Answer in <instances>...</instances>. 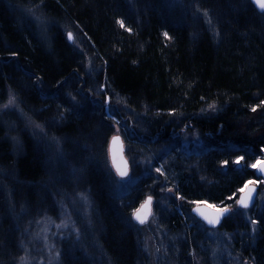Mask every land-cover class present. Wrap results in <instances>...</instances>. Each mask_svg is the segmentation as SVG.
<instances>
[{
	"label": "trees",
	"instance_id": "16d2710c",
	"mask_svg": "<svg viewBox=\"0 0 264 264\" xmlns=\"http://www.w3.org/2000/svg\"><path fill=\"white\" fill-rule=\"evenodd\" d=\"M18 7L47 20L46 44ZM8 91L43 136L12 111L0 115V264L21 257L22 224L55 216L58 192L73 190L90 205L82 237L75 249L61 246L59 264H150L130 213L163 181L179 196L158 218L173 236L164 261L197 264L203 238L191 205L230 209L259 180L251 167L264 153V11L249 0H0V105ZM105 97L127 143L153 153L163 172L137 177L131 165L137 180L120 196L99 159L111 134ZM186 127L206 139L200 152L181 148ZM243 210L218 229L243 258L264 264V200L246 209L250 220Z\"/></svg>",
	"mask_w": 264,
	"mask_h": 264
},
{
	"label": "rangeland",
	"instance_id": "374dc122",
	"mask_svg": "<svg viewBox=\"0 0 264 264\" xmlns=\"http://www.w3.org/2000/svg\"><path fill=\"white\" fill-rule=\"evenodd\" d=\"M16 12L21 14L23 17L29 18L34 23L40 40L46 44L48 41L46 35L47 33L45 32L47 20L44 19L34 8L18 7L16 9ZM62 32L66 36V34L70 32V30L62 28ZM84 74H87V72ZM84 76L89 78V76ZM72 85L73 84L70 83V85H68L67 87L70 89L72 88ZM10 92L11 91H8L7 99L3 104L7 103ZM73 93L74 92H71V94L69 95L67 94L66 98L73 105L80 106L81 101L75 98L77 92L74 94ZM104 99L105 103L103 113L105 115V118L109 119L112 122L108 121L105 124L106 132H111V134L109 135V137L107 136L105 138V144L103 145V147L101 145L99 146V159L101 160L100 163H102L101 165L104 168L102 169L104 171L110 170V172L114 176L115 180L112 183V187L115 190V193L119 194L120 196L124 195L130 188L133 187L137 178L132 177L130 171L127 177L118 178L112 171L107 157V144L112 136L118 135L121 137L124 143V153L128 160L129 167L131 165L133 166V171L135 175H137V177H144L145 175H148L150 173H159L157 169L153 167V153L149 151L147 152L143 148L132 146L127 143L125 133L122 132L117 119L110 115L111 111L107 107L106 102L111 103V101L107 97H105ZM17 103L18 107L3 108V104L0 105V115L5 111L14 112L17 116H19V118L24 122L25 126L35 136L42 137L43 129L41 125L37 123L34 119H32L30 116L23 113L19 105L18 99ZM94 106L99 107V103ZM36 125H39L40 127L38 128L36 127ZM180 135L181 136L178 142L181 148H184L186 150L189 149L194 153L200 152L203 142H206V139L200 133L190 127L182 128ZM47 142L50 144L51 147L56 146L53 140H47ZM260 160L261 159L256 160L254 164H257ZM161 168L162 167H158V169ZM251 168L254 169L253 167ZM250 181H254V183H249ZM248 184H254L257 186L259 194H257L255 201L261 203L264 200V182L260 179H252L248 180L245 183V185ZM243 188L241 189V191L243 190ZM169 189H171V191H169ZM149 190H152L153 194L144 196L141 202L131 211L130 219L137 227H139V231L141 233V237L143 239L145 247L144 249L146 250L150 258V264H165L166 261H164V258L167 255V245L168 243L173 241V236L170 235L168 231H166L160 226L158 218L165 212L164 210L167 208V205L171 203V201L174 200L175 203L179 201V196H176L175 190L173 188H170V186L165 181L152 186L151 188H149ZM73 191H71L70 193H64L63 191L58 192L59 199H56L55 201V216L45 214L39 219H34L35 221L22 224L25 240L21 241V257H23L24 260H21L20 257L18 259L17 264H59L61 251L60 248L61 246H63L64 243L70 242L71 244L68 243L70 244V249H75L76 242L79 240L80 237H82V229L80 227V224L84 223L87 220L85 218L88 213L90 201L87 194H85L83 191L77 193ZM147 197H151V215L144 224L137 225L132 220V214ZM236 202L237 199L235 203ZM198 204H205L213 209L224 208L214 206L208 202H199L191 205L189 209V214L191 216H193L191 214V209ZM236 209H239L237 205L235 207H230V212H233ZM248 211L249 210L244 209L242 213L244 219L246 220H250L248 216L249 213H247ZM193 218L195 219V221L192 224L198 230L199 234L202 233L201 238H203L205 242V244L203 240L202 242H199V255H197L196 253L193 254V257H195V263L251 264L248 260L243 258L237 251H235V246L234 244H231V240L227 233H224L223 231L219 230L218 227L207 228L194 216ZM58 225H60V227H57ZM252 230L254 229H252L251 227V231ZM166 264H169V262Z\"/></svg>",
	"mask_w": 264,
	"mask_h": 264
},
{
	"label": "water",
	"instance_id": "95a60500",
	"mask_svg": "<svg viewBox=\"0 0 264 264\" xmlns=\"http://www.w3.org/2000/svg\"><path fill=\"white\" fill-rule=\"evenodd\" d=\"M250 3L253 5V7L255 8V10L258 13H262L264 10H262L258 4L256 3V0H249ZM66 39L69 43L72 42V40L70 41L68 39V33L66 34ZM115 138V139H114ZM107 157H108V161H109V165L112 169V171L114 172V174L118 177V178H125L129 175V171H130V167H129V163L128 160L125 156L124 153V143L121 139L120 136L118 135H114L112 136L107 144ZM260 163L256 164L257 167H255L253 169V172L255 174V176L260 179L261 181L264 182V171L260 170V167L262 164H264V153L262 155V159L259 161ZM239 167V166H238ZM124 172L126 173L125 175H121L120 173ZM247 186V187H246ZM244 186L243 191H240L238 197H237V202L236 205L238 208L240 209H250L257 197L258 194V188L256 185L254 184H248ZM249 192L251 193V198L249 200V206L247 208H244L241 206V204L239 203V201L241 200V198L247 197L249 195ZM149 197H147L137 208L136 210L133 212L132 214V220L137 224V225H142L141 223H139L135 218H134V213L137 210H141L142 205L145 204V202L148 200ZM151 204L148 206L147 209L143 210L147 212L146 215V220L145 222L148 220V218L151 215ZM219 210L220 209H213L210 208L209 206L205 205V204H198L195 205L192 209H191V214L200 222H202L207 228H217L218 226L221 225V223L223 222L224 218L230 213V209L228 210V212H225L223 215H220V218L218 220L217 223L210 224L208 222L209 219H214L216 216L219 215ZM144 224V223H143Z\"/></svg>",
	"mask_w": 264,
	"mask_h": 264
},
{
	"label": "snow or ice",
	"instance_id": "6c2138e0",
	"mask_svg": "<svg viewBox=\"0 0 264 264\" xmlns=\"http://www.w3.org/2000/svg\"><path fill=\"white\" fill-rule=\"evenodd\" d=\"M256 3L258 4V6L264 10V0H256ZM205 15H207V13H205ZM39 19V18H38ZM121 27H124V24L123 22L121 21H117ZM165 37L167 38V33H165ZM68 39L71 41L73 40V34L72 32H68ZM3 108H9V107H18V103H17V97L15 96L14 93H9V97H8V100H7V103L3 104L2 105ZM210 107H213L210 105ZM253 111H255V108H253ZM36 127H40L39 125H36ZM115 139V138H114ZM240 159L241 158H238L235 163L239 164L240 162ZM260 162L258 161V164ZM224 164H227V161L224 162ZM253 168L257 167L256 164L252 165ZM260 170L261 171H264V164L261 165L260 167ZM158 172H160L161 175H163V172L161 169H157ZM122 176L125 175L126 173L124 172H121L120 173ZM249 183H254V181H250ZM247 187V186H246ZM169 191H171V189H169ZM243 191V190H242ZM83 198V197H82ZM251 198V193L249 192V195L247 197H244V198H241V200L239 201V203L241 204L242 207L244 208H247L249 206V200ZM151 204V197L148 198V200L145 202L144 205H142L141 207V210H137L135 213H134V218L141 224L145 223V220H146V215H147V212L146 211H143L145 209L148 208V206ZM229 208L228 207H224V208H221L219 210V215L216 216L214 219H209L208 222L210 224H215L218 222L219 218H220V215H223L225 212H228ZM256 221H253V224H255ZM57 227H60V225H58ZM21 260H24L23 257H21Z\"/></svg>",
	"mask_w": 264,
	"mask_h": 264
},
{
	"label": "bare ground",
	"instance_id": "6f19581e",
	"mask_svg": "<svg viewBox=\"0 0 264 264\" xmlns=\"http://www.w3.org/2000/svg\"><path fill=\"white\" fill-rule=\"evenodd\" d=\"M246 186V185H245ZM239 195V194H238Z\"/></svg>",
	"mask_w": 264,
	"mask_h": 264
}]
</instances>
